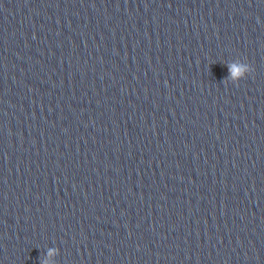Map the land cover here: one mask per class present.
I'll use <instances>...</instances> for the list:
<instances>
[{
	"label": "clouds",
	"instance_id": "clouds-1",
	"mask_svg": "<svg viewBox=\"0 0 264 264\" xmlns=\"http://www.w3.org/2000/svg\"><path fill=\"white\" fill-rule=\"evenodd\" d=\"M244 70H245L244 68L237 67L236 65H231L230 66V72H231L232 77H234V78L240 76ZM48 255H49V257L55 255V250L54 249H50L49 252H48ZM45 264H48V262L45 261Z\"/></svg>",
	"mask_w": 264,
	"mask_h": 264
}]
</instances>
